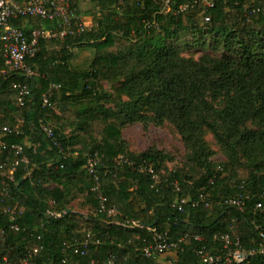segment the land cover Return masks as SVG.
I'll return each mask as SVG.
<instances>
[{
  "label": "trees",
  "instance_id": "16d2710c",
  "mask_svg": "<svg viewBox=\"0 0 264 264\" xmlns=\"http://www.w3.org/2000/svg\"><path fill=\"white\" fill-rule=\"evenodd\" d=\"M193 1L175 0L172 11L165 13L162 0H79L73 8L91 18L92 26L80 35L42 41L37 55L27 61L37 75L9 72L0 58V126L12 131L0 141V163L9 164L0 170V190L7 185L10 190L0 206V264L5 259L18 264L25 259L35 264H91L110 256L115 264H160L138 255L149 233L126 225L128 221L169 230L174 241L189 235L177 250L179 264H200L202 247L223 254L225 234L256 252L241 264H264L259 253L264 163H258L264 158V0H217L210 9L192 6ZM185 5L188 8L180 11ZM31 22L37 25L38 19L13 24L29 36ZM189 35L194 36L190 43L185 40ZM51 44L58 48L50 50ZM198 45L212 46L215 52L223 47L224 52L203 54L198 60L181 56L184 47ZM76 49L93 51L88 68L73 65ZM121 78L118 95L103 87L104 80ZM19 83L31 90L23 105L14 89ZM54 85L59 88L52 107H45L44 95ZM143 111L152 113L156 123L167 120L175 126L189 150L187 167L168 171L164 160L169 155L130 150L123 129L149 119ZM42 122L53 127L63 153L47 140ZM205 130L225 147L228 161L211 159L202 138ZM13 145L24 147L29 163L16 168L11 182L5 174L17 158ZM239 149L248 159L243 167ZM95 152L101 157L99 190H94L95 178L86 167ZM120 156L133 164L118 165ZM141 166L153 167L161 182L154 185ZM100 193L116 215L99 211ZM202 194L215 204L194 207ZM180 195L190 198L183 212L174 207ZM240 196L242 211L216 204ZM76 201L90 214L74 211ZM7 208L15 210L13 221ZM88 234L100 244L85 256L75 254ZM36 248L39 254L33 256Z\"/></svg>",
  "mask_w": 264,
  "mask_h": 264
},
{
  "label": "built area",
  "instance_id": "2783aa9c",
  "mask_svg": "<svg viewBox=\"0 0 264 264\" xmlns=\"http://www.w3.org/2000/svg\"><path fill=\"white\" fill-rule=\"evenodd\" d=\"M79 0H0V58L4 60V63L9 72H19L26 76H35L37 73L28 65L27 61L37 55L42 41H51L54 39H62L68 36L80 35L86 31L89 27L86 19L76 14L73 5ZM217 0H194L192 6L202 4L204 7L210 9L214 8ZM175 0H162L163 12L168 13L172 11L173 3ZM188 8V5L181 6L180 11H184ZM20 19H38V24L31 28L30 35L28 36L25 31L13 24L14 21ZM206 21H211V17L207 16ZM50 24V27L47 26ZM59 86L54 85L44 95V106L52 107L51 98L55 89ZM14 89L19 91V105L24 104V99L30 94V86L27 83H19L14 85ZM42 132L45 134L47 140L50 141L54 148H57L60 153L64 152V148L58 139L53 127L46 122H42ZM19 131V126L14 130ZM12 132L8 127L0 126V141L8 133ZM2 146H5L1 142ZM12 150L16 153L17 158L11 163V171L6 173V178L9 181H14V171L21 164H28L29 159L24 155V147L21 145L11 146ZM118 165L133 164L125 156H120L116 160ZM101 165V157L98 152L93 153L88 157L87 169L90 174L95 178L94 190L100 189V179L97 175V169ZM5 166H9L8 163H0V170ZM140 171L148 172L154 181V185L161 182V176L151 166L145 168L140 167ZM177 192H181V187L176 184ZM10 197V190L8 185L0 190V206L5 203V200ZM100 212H107L109 216L117 214L115 208H107L108 199L100 193ZM190 202V198L185 195H180L174 203V207L183 212L186 205ZM200 203H204L206 207H210L215 204L209 201L204 194L201 195L199 201L193 202V206H199ZM220 207L237 208L239 210L244 209L243 197H228L223 201L216 202ZM262 203L258 204V208L262 207ZM1 211V209H0ZM7 213L11 215V220H14L13 209H6ZM54 217L61 218L63 213L49 212ZM1 220V212H0ZM120 224V223H118ZM129 226H139L145 228L149 237L144 239L145 245L140 248L139 256L147 260H153L160 263L165 260V264H179L177 250L180 243L186 239L189 235L174 241L170 237V232L159 230L157 227H145L139 225L137 222H125ZM1 225V224H0ZM1 228V226H0ZM14 231H19L18 225H12ZM262 247L259 253L264 255V234H261ZM196 240H200L199 236L195 237ZM224 244L223 254H213L206 247H202L199 250L201 257L200 264H241L245 262L249 257L253 256L256 252L244 249L241 245L239 238H233L231 234H225L222 236ZM100 240L96 239L93 234H88L82 242L75 247V254L85 256L88 250L93 245H99ZM175 253L176 256L172 257L168 262L166 259ZM39 250L34 249L32 255L38 256ZM2 264H18L13 263L5 259ZM19 264H35L30 260H22ZM91 264H115L114 256H110L106 261L93 260Z\"/></svg>",
  "mask_w": 264,
  "mask_h": 264
},
{
  "label": "rangeland",
  "instance_id": "374dc122",
  "mask_svg": "<svg viewBox=\"0 0 264 264\" xmlns=\"http://www.w3.org/2000/svg\"><path fill=\"white\" fill-rule=\"evenodd\" d=\"M194 39L193 35H189L185 38L189 43ZM208 44H212L211 38L207 40ZM56 44H51L49 49H57ZM224 52L223 47L219 48V51L215 52L212 46H208L206 49L200 47H184L181 56L185 59L198 60L201 55L209 54L211 56H219ZM93 58V51L89 49H76L74 50V57L72 63L78 68H88ZM123 78L114 80H104L103 87L115 95H118V90L121 88ZM123 100H128L127 97L123 96ZM107 106L112 109L115 108V104L107 102ZM216 106H221L220 102H216ZM149 119L146 121H135L127 124L123 129V137L129 144V148L134 153L159 151L167 154L170 158L165 159L166 167L168 171L175 169H181L188 166L189 150L185 145L182 136L178 133L175 126L170 121H164L162 123H156L153 119V114L148 111H143ZM203 141L207 144L209 150L212 152L211 159L218 162H226L229 160V154L225 147H223L214 134L210 130H205L202 134ZM241 167L248 163L247 156L243 153L242 149L238 150ZM260 154V153H259ZM259 154L254 156L257 159ZM258 163L263 165L264 158L258 159ZM164 171V170H163ZM263 172V171H262ZM53 187V185H48ZM72 209L78 212L79 215L90 214L89 210L81 208V202L76 201L72 204ZM83 217V216H82ZM83 223V218L80 220ZM85 227V225H83ZM176 256L172 253L170 257L166 259L168 262L172 257Z\"/></svg>",
  "mask_w": 264,
  "mask_h": 264
},
{
  "label": "crops",
  "instance_id": "0c3cea01",
  "mask_svg": "<svg viewBox=\"0 0 264 264\" xmlns=\"http://www.w3.org/2000/svg\"><path fill=\"white\" fill-rule=\"evenodd\" d=\"M85 19H86L88 25H89V26H92V20H91V18L86 17ZM33 26H35V25H34V23H32V22H31L30 25L28 24V27H29L30 29H31ZM160 264H165V260H164V261H161Z\"/></svg>",
  "mask_w": 264,
  "mask_h": 264
}]
</instances>
